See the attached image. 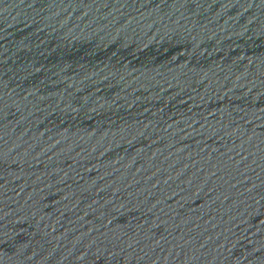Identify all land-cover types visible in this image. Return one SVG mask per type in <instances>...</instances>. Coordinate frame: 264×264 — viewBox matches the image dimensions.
<instances>
[{
  "label": "water",
  "instance_id": "1",
  "mask_svg": "<svg viewBox=\"0 0 264 264\" xmlns=\"http://www.w3.org/2000/svg\"><path fill=\"white\" fill-rule=\"evenodd\" d=\"M0 264H264V0H0Z\"/></svg>",
  "mask_w": 264,
  "mask_h": 264
}]
</instances>
